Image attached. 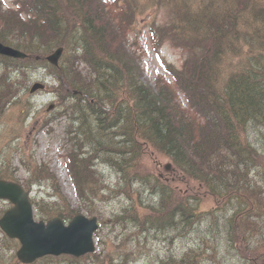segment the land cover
I'll return each instance as SVG.
<instances>
[{"label":"trees","instance_id":"16d2710c","mask_svg":"<svg viewBox=\"0 0 264 264\" xmlns=\"http://www.w3.org/2000/svg\"><path fill=\"white\" fill-rule=\"evenodd\" d=\"M77 1L66 0L71 8L66 12L56 0H15L21 11L3 8L0 0V42L28 54L24 60L0 56V113L17 100L15 70L29 72L35 63L49 69L63 104L70 100L57 115L67 118L69 147L63 156L80 206H70L47 164L30 167L22 161L31 172L27 183L49 180L55 196L44 205L32 201L38 220L69 221L81 212L97 216L96 237L108 217L110 229L116 222L123 225L115 255L101 250L55 259L133 264L143 254L148 264H264V0H145L153 15L166 8L173 17L153 29L156 35L180 42L188 54L183 69L175 72L156 53L174 79L172 87L160 85L159 77L146 84L135 51L124 42L114 46L101 5L82 11L75 8ZM141 11L136 0L135 15ZM201 40L204 47L197 46ZM58 47L64 48L59 66H50L44 56ZM82 96L92 102L83 105ZM109 117L122 132L105 131ZM153 154L169 159L170 170L157 160L161 174L145 170L143 159ZM102 165L117 173L115 186L103 184ZM6 172L0 179L11 180L12 172ZM150 198L160 205L168 200L169 213L149 216ZM108 199L118 208L103 217L97 206ZM172 224L184 237L177 243L181 249L164 251L161 245V251L155 242L150 248L152 231L164 232ZM0 235L17 261L18 242Z\"/></svg>","mask_w":264,"mask_h":264},{"label":"rangeland","instance_id":"374dc122","mask_svg":"<svg viewBox=\"0 0 264 264\" xmlns=\"http://www.w3.org/2000/svg\"><path fill=\"white\" fill-rule=\"evenodd\" d=\"M1 1L3 8L14 9L16 11L22 10L21 6L14 4L15 0ZM144 1L145 0H138L141 4L142 11L137 15H135L136 0H78L74 5L75 8L80 6L78 10L82 11L94 9L96 6L101 5L104 10V21L106 24L109 23L112 27L111 34L114 37V46L119 42L121 44L124 42L127 49L130 48L132 51H135L140 57L143 72L142 80L148 85H153L155 79L159 77L158 83L160 85L166 83L167 85L171 84L172 87L174 86V79L163 72L157 62L156 53H160L161 56L165 58L166 62L172 64L175 72L183 69L184 61L188 58V54L180 49V42L173 44L169 40H162V34L159 32L156 35V32L153 31V29L160 30L161 27H164L173 19V17L170 19L167 9L159 8L156 14L153 15V11H150L147 6H144ZM56 3L60 9V5L62 6L61 10L66 12L71 10V8L67 7L66 0H56ZM19 31L21 30L19 29ZM152 32L154 35H152ZM116 36H120V38H116ZM197 46L204 47L205 42L201 40L197 43ZM202 51L203 50H200L198 53ZM50 53L51 52L46 55ZM68 60L71 63L75 58L71 56ZM30 66L29 78H32L33 81L36 82H45L46 86L44 90H38L34 94L29 95L28 88L32 84L27 88L28 94H25L18 82L17 85L19 89L17 88V91L14 93L17 96V100L15 101L17 105L15 103L7 105L4 111L0 113V153H2V160H0V163L2 162L5 164V166L0 165V176L6 175L7 169L4 167H7L9 164L12 168L18 169L16 173H12L10 176L18 181H26V178L31 172L27 169L29 168L27 165L26 167L23 165L22 161H26L30 167H32L34 163L37 165L47 164L59 183L62 195L71 207L77 208L80 206V199L77 196L73 181L68 175L65 166V158L63 156L66 154L69 147L65 144L67 118L62 115H57L63 107L62 104L64 100L59 98L57 94L58 83H54L50 78L49 69L40 63H35V65L30 64ZM37 66L39 67L37 69L38 71L32 73L33 69L35 70ZM80 67L84 69L82 65H80ZM80 67L78 66L79 70ZM2 73L3 67L2 72L0 68V88L4 84L1 79L3 76ZM177 95L178 100L186 105L184 96L178 91ZM69 102L70 100L66 99L63 105ZM51 105H53L54 108L48 109ZM68 105H70V103ZM156 160L161 161L163 165L170 164V160L156 154L147 156L143 159L144 169L156 173L157 175L162 173V169L157 167L155 163ZM99 168L101 169L100 172L102 175L107 177L110 175L113 176L109 185H114L117 181L115 172L113 171L112 174L109 170L110 167L107 165H102ZM179 176V174L173 173L174 178ZM40 180V182H35V180L32 181L35 189L32 193V199L35 200L37 205H44L45 203L53 201V197L55 196L52 195L50 181ZM97 207H100L103 217H108L110 216V212L117 211L118 204L112 199H108ZM6 208L7 204L0 201V215ZM34 208L35 218L38 219L36 216V207ZM81 213L85 214L83 212ZM109 224L110 218L108 217L102 224L98 237L95 238L96 253L103 250L105 253L115 255L114 251L117 250L120 245L118 239L123 238V234H119L117 232L118 229H110ZM153 242L156 241L149 240L150 248ZM156 244H158L160 250L163 251L162 246L158 242H156ZM7 247V241L0 235V264H20L12 258L11 254L13 251L9 250ZM134 262L135 260L133 264H148L143 254L139 256V260L136 263ZM33 264L93 263L92 258L82 259L80 261H65L56 260L55 257L51 259L45 257L37 260ZM229 264H236V260H229Z\"/></svg>","mask_w":264,"mask_h":264},{"label":"water","instance_id":"95a60500","mask_svg":"<svg viewBox=\"0 0 264 264\" xmlns=\"http://www.w3.org/2000/svg\"><path fill=\"white\" fill-rule=\"evenodd\" d=\"M62 52V48L56 49L46 58L47 61L57 65ZM0 54L20 59L27 56L1 43ZM43 87V84L35 83L30 91ZM0 200L12 204L0 218V229L8 238L19 241L16 257L21 264H31L45 256L81 257L95 251L93 234L98 228L96 217L87 218L80 214L68 223L59 217L37 222L33 216L29 192L17 183L5 180H0Z\"/></svg>","mask_w":264,"mask_h":264},{"label":"bare ground","instance_id":"6f19581e","mask_svg":"<svg viewBox=\"0 0 264 264\" xmlns=\"http://www.w3.org/2000/svg\"><path fill=\"white\" fill-rule=\"evenodd\" d=\"M262 63L264 64V60L262 61ZM44 66V65H43ZM39 67L37 66L36 69L32 71V73H34L35 71H38ZM14 77H12V79L16 80L17 79V82L20 83V86L21 88L23 89L24 93L25 94H28L27 93V88L30 84H32L29 88H28V92H29V95L31 94H34L36 91L34 92H31V88L32 86L35 84V83H39V82H36V81H33L32 78H29V72L26 71V70H22V69H17L15 70V74H14ZM116 81H119V80H116ZM45 89V86L43 87V89H40V90H44ZM39 90V91H40ZM86 96H82L79 101L83 103V105H85L84 103H87V102H92V100L90 99H87ZM13 103H17L15 101H11V104ZM20 104V103H19ZM17 105V104H16ZM109 121V124L108 126H106L105 128V131L108 133V134H111V135H114L113 133L117 134V133H120L122 132V128L120 127H117L118 125V122H113L111 121L110 117L108 119ZM111 171V173L113 174V170L112 169H109ZM112 175H110L109 177L107 176H104L102 175L101 178H102V181H103V184L104 185H109V183L111 182L112 180ZM115 177H116V173H115ZM166 191V190H165ZM143 193V192H141ZM166 193H168L166 191ZM146 204H148L149 208H148V214L149 216L151 217H163L164 214L166 213H169V211H167V205H168V200L165 202H163L162 204H164L163 206H161L160 204H158L156 202V199L154 198H150V199H146ZM136 213V212H135ZM122 223L121 222H116L114 225H112V227L114 229H119V228H122ZM109 227H110V224H109ZM155 232V233H153ZM152 236H151V240L153 241H156L158 242L160 245L163 246L164 248V251H167L169 248H172L174 250H179L181 249L179 246H178V241L182 240L184 237L179 233L177 227H176V224H172L168 229H166L164 232L162 231H158V230H153L152 231ZM183 237V238H182ZM155 242V243H156ZM148 252H151L150 248L147 249Z\"/></svg>","mask_w":264,"mask_h":264}]
</instances>
